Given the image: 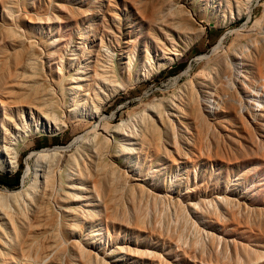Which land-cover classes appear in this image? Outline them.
<instances>
[{"label":"rangeland","instance_id":"374dc122","mask_svg":"<svg viewBox=\"0 0 264 264\" xmlns=\"http://www.w3.org/2000/svg\"><path fill=\"white\" fill-rule=\"evenodd\" d=\"M186 2L179 32L169 0H0L2 99L33 50L52 68L49 54L71 58L79 34L98 51L101 28L118 26L112 13L124 52L135 45L141 57L169 32L180 51L149 75L123 72L99 117L29 135L14 171L0 168L9 183L18 175L0 182V192L17 191L2 202L17 223L27 230L35 204L49 222L37 249L12 247L0 264H41L51 250L50 264H264V0ZM43 151L67 170L45 191L33 158ZM33 182V198H22ZM8 235L0 230V249L11 247L10 225Z\"/></svg>","mask_w":264,"mask_h":264},{"label":"bare ground","instance_id":"6f19581e","mask_svg":"<svg viewBox=\"0 0 264 264\" xmlns=\"http://www.w3.org/2000/svg\"><path fill=\"white\" fill-rule=\"evenodd\" d=\"M186 3V0H169V13L178 17L179 21L176 23L175 28L179 32L186 30L190 20L185 13ZM248 11L249 9L247 13ZM109 12L111 11L109 10ZM112 14L118 26L115 32L110 30V27L106 24L101 28L99 33L100 44L98 45L100 49L98 51L93 50L91 52L88 50L85 45L89 42L88 36L84 34V37L79 34L77 36L78 41L73 42L71 58L65 59L60 50L54 53L56 57H52V53L49 54L50 62L55 61L54 68L51 64L45 65V62H40L33 50L35 46L31 44L33 51L31 56L25 60L24 80H15L16 84L14 86L9 81L5 89V98L0 97V105L4 109L0 116V168L9 172L14 171L21 147L29 135L36 132L60 131L62 128L68 127L74 119L80 116L83 117L84 114L89 119L99 117L104 110L103 105L105 102L119 88H122L119 86L118 79L123 72L128 78H132L134 71L140 67L144 68V76H146L152 71L173 63L180 56L179 49L176 48L175 42L173 43L174 36L170 32L167 33L165 38H150L156 46L153 50H149L147 46L146 52L141 57L140 55L135 56V45L131 46L132 51L130 53L124 52L123 47H125V44L121 40L123 33L119 18L116 14ZM107 15L111 16L109 13H104V17ZM109 36H112V38L109 39V44H107L104 37L108 38ZM197 37H199V34L189 39L188 42H192ZM95 45L96 43L93 46ZM85 50H88L89 53L86 54ZM123 54L127 58L125 63H122ZM83 55H88V61H85L86 58H83ZM90 55L92 57H89ZM13 110L15 113H13ZM98 137L99 135L96 134L89 141L96 140ZM33 158L35 178L41 180L44 191L58 174L62 177L67 171L65 165L60 163L59 155L55 152H39ZM75 161L74 158L68 169L73 168ZM37 187L36 182H33L32 185L19 190L18 194L22 198L25 196L31 199L33 198L34 189ZM15 194H17L15 190L0 192V230H3L9 236L8 227L10 225L14 233V239H10L12 241L11 247L9 246L5 250L0 249V261L8 257L12 247H19L22 252L37 249L35 246L39 245V242L33 240L39 233L42 234L47 224H49L41 206L35 204L36 206L32 210L26 225L27 230L19 225L15 218L16 212L9 209V205L2 203L5 199L15 196ZM36 201L43 202L44 197L42 200L37 198ZM24 204L27 206L29 203L24 201ZM21 209L22 207L18 205L19 212ZM9 211H12L10 215L8 214ZM52 252L53 250L48 251L39 263L50 264V260L54 256ZM60 257L61 251L58 254L56 253V258ZM25 259L22 258L21 264L25 262ZM27 264L38 263L35 260H27Z\"/></svg>","mask_w":264,"mask_h":264},{"label":"trees","instance_id":"16d2710c","mask_svg":"<svg viewBox=\"0 0 264 264\" xmlns=\"http://www.w3.org/2000/svg\"><path fill=\"white\" fill-rule=\"evenodd\" d=\"M9 179H10V178H8V177L0 176V182L3 183V184H5V185H7V186H10V185H15V183H16L17 180H18V175L16 174V175L13 177V179H12V180L14 181V184H13V183H9V182H8Z\"/></svg>","mask_w":264,"mask_h":264}]
</instances>
